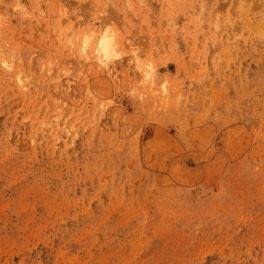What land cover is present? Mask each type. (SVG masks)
<instances>
[{"label":"rangeland","instance_id":"374dc122","mask_svg":"<svg viewBox=\"0 0 264 264\" xmlns=\"http://www.w3.org/2000/svg\"><path fill=\"white\" fill-rule=\"evenodd\" d=\"M0 264H264V0H0Z\"/></svg>","mask_w":264,"mask_h":264},{"label":"clouds","instance_id":"9594fccd","mask_svg":"<svg viewBox=\"0 0 264 264\" xmlns=\"http://www.w3.org/2000/svg\"><path fill=\"white\" fill-rule=\"evenodd\" d=\"M94 35L95 34H93L92 36H85L83 38L85 46L91 44ZM112 41L113 37L110 33L105 34L102 38L97 41L96 55L99 59L104 60L110 58L114 54L112 48Z\"/></svg>","mask_w":264,"mask_h":264}]
</instances>
